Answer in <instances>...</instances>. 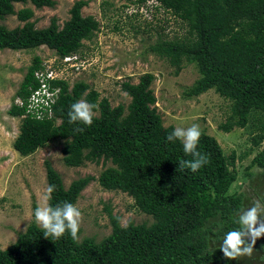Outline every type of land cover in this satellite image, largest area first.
Instances as JSON below:
<instances>
[{
    "label": "trees",
    "instance_id": "trees-1",
    "mask_svg": "<svg viewBox=\"0 0 264 264\" xmlns=\"http://www.w3.org/2000/svg\"><path fill=\"white\" fill-rule=\"evenodd\" d=\"M31 2L36 7L53 6L55 0H0V18L15 14L24 21L7 28L0 24V48L29 49L46 45L62 57L77 53L84 39L99 29L93 15L81 14L85 0H77L70 18L61 28L55 17L46 27L36 28L28 19L29 7L15 11L14 2ZM144 4L151 0H126ZM184 21L190 36L186 39L157 41L151 50L168 58L179 69L182 57L196 63L201 76L188 89L187 96L213 88L232 100V115L220 125L229 131L233 125L245 126L249 115L260 112L264 139V0H153ZM42 58L33 57L16 95L23 101L38 87L34 72ZM154 75L143 73L136 83L122 82L130 97L125 106H111L86 81L77 80L69 88L64 79L51 80L58 87L51 105L52 115L36 118L25 105L12 104L9 113L19 116V133L13 147L22 155L33 153L49 140H65L62 153L67 166L85 161L110 160L97 180L108 190H121L133 198L134 206L152 216L150 224L129 222L122 228L119 217L109 213L111 233L100 241L93 237L73 240L69 233L56 238L44 236L36 222L5 248H0V264H234L220 250L226 233L238 230L243 193L230 192L237 179L234 153L226 155L215 137L202 131L197 145L210 163L192 172L181 168V160L192 157L183 151L181 141L170 142L167 135L175 128L163 125L156 97L150 87ZM98 105L91 126L70 124L68 112L78 100ZM57 119L60 122L57 123ZM83 127V132L75 131ZM47 186L56 185L47 204L64 201L75 204L81 190L92 180L87 175L71 181L66 188L61 175L49 160L44 162ZM232 166V167H230ZM264 171V144L253 156L250 167ZM222 242V243H221ZM247 242V241H246Z\"/></svg>",
    "mask_w": 264,
    "mask_h": 264
},
{
    "label": "rangeland",
    "instance_id": "rangeland-1",
    "mask_svg": "<svg viewBox=\"0 0 264 264\" xmlns=\"http://www.w3.org/2000/svg\"><path fill=\"white\" fill-rule=\"evenodd\" d=\"M75 1L55 0L53 6L42 7L29 1L14 2L13 6L15 11L29 7L33 15L28 20L33 21L36 28L48 26L52 17L61 28L70 18ZM85 1L81 14L93 15L99 22V29L91 39L83 40V46L77 52L83 65L66 75L69 88L75 81L83 80L99 92V98L107 97L111 106L119 103L126 106L130 97L122 89V82L136 83L143 73H152L154 78L150 87L163 125L187 128L199 124L203 132L216 138L226 155L234 153L237 179L230 192L243 193L241 211L250 208L256 200L264 203V171L250 167L253 156L264 144V139L259 143L253 140L261 133L260 112L254 110L245 126L233 125L229 131H224L220 125L236 119L232 115V100L213 88L187 96L185 90L201 76L196 63L182 57L177 69L167 57L150 48L157 41L186 40L190 36L187 24L153 0L144 4L126 0ZM23 23L16 13L0 18V24L10 29ZM54 54L55 51L46 45L29 49L0 48V248L13 242L30 222H36L34 210L45 204V160L59 172L66 188L79 177L91 175L94 178L81 190L75 202L82 212L78 241L84 237L100 241L109 235L112 230L109 211L119 217V222L127 219L134 224H150L153 221L152 216L134 206L133 198L126 192L108 190L99 184L100 172L113 165L110 160L100 158L99 161H85L77 167L67 166L63 161L65 140L62 139L49 140L28 155L20 154L13 147L21 118L11 115L9 109L12 104L19 103L16 92L20 82L35 55L43 61ZM261 220L264 222V217ZM246 241L244 246L251 243L249 239ZM230 261L264 264V236L256 239L251 255L245 253L230 258Z\"/></svg>",
    "mask_w": 264,
    "mask_h": 264
},
{
    "label": "clouds",
    "instance_id": "clouds-1",
    "mask_svg": "<svg viewBox=\"0 0 264 264\" xmlns=\"http://www.w3.org/2000/svg\"><path fill=\"white\" fill-rule=\"evenodd\" d=\"M98 105L87 102L86 100H78L74 102L68 112V122L76 124L82 122L86 126H91L95 116L94 109ZM75 131L83 132V127H77ZM202 136V129L199 124H192L187 128L176 127L169 133L166 139L170 142L176 140L181 141L183 151L186 155H190L192 159L181 160L179 166L188 168L192 172H196L203 166L210 163V158L206 153L198 150L197 145ZM56 190V185L50 184L44 192V206H38L34 210L35 221L44 230V236L62 237L66 232L70 234L73 240H78V232L82 221L81 210L72 202L64 201L55 206L47 204V201L52 199V194ZM261 217H264V203L259 200L253 202V205L242 210L239 213L238 223L241 227L238 230H233L226 233V238L221 247V251L226 257L235 258L238 255L252 253V247L256 243V239L264 236V222ZM121 227L127 228L129 221L121 220ZM246 239L251 243L244 246Z\"/></svg>",
    "mask_w": 264,
    "mask_h": 264
},
{
    "label": "built area",
    "instance_id": "built-area-1",
    "mask_svg": "<svg viewBox=\"0 0 264 264\" xmlns=\"http://www.w3.org/2000/svg\"><path fill=\"white\" fill-rule=\"evenodd\" d=\"M83 64L79 60L77 53L64 55H51L48 59L41 62V69L34 72L38 79V87L32 89L27 98L23 101L18 100L19 105H25L26 113L29 112L36 118H42L44 114L51 116V105L56 99L59 91L58 87L50 88L51 80L66 78V75L80 69Z\"/></svg>",
    "mask_w": 264,
    "mask_h": 264
}]
</instances>
